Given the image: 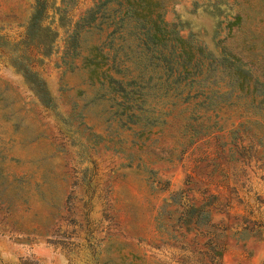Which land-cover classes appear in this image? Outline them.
Returning a JSON list of instances; mask_svg holds the SVG:
<instances>
[{
  "label": "rangeland",
  "instance_id": "374dc122",
  "mask_svg": "<svg viewBox=\"0 0 264 264\" xmlns=\"http://www.w3.org/2000/svg\"><path fill=\"white\" fill-rule=\"evenodd\" d=\"M97 1L47 0L55 39L31 61L47 105L9 43L35 0H0V264H264V106L243 116L225 108L223 127L183 151L175 122L149 139L134 126L119 130L121 145L107 141L115 104L92 98L96 86L66 52L71 24ZM162 1L182 36L214 53L237 49L264 80V0ZM105 34L88 31L83 48ZM177 202H204L227 227L220 259L205 236L178 227Z\"/></svg>",
  "mask_w": 264,
  "mask_h": 264
},
{
  "label": "trees",
  "instance_id": "16d2710c",
  "mask_svg": "<svg viewBox=\"0 0 264 264\" xmlns=\"http://www.w3.org/2000/svg\"><path fill=\"white\" fill-rule=\"evenodd\" d=\"M57 9L62 23L65 8ZM46 11L47 0H35L20 38L9 43L19 50L14 65L48 105L51 96L46 82L31 63L39 54L49 53L55 39L56 30L43 21ZM164 13L162 0H98L71 24L67 34L69 65L78 58V66L96 86L92 98L107 96L115 104L111 110L115 124L106 129V140L114 145H121L123 127L135 126L136 139H149L175 122L179 125L175 148L181 146L183 151L195 136L223 127L220 119L225 108L235 105L237 115L243 116L259 114L264 106V80L252 61H245L227 45L214 53L191 42ZM88 31L106 34L83 48ZM147 152L163 158L153 149ZM176 204L179 209L169 211L179 212L178 227L205 236L210 259H220L227 227L214 220L204 202Z\"/></svg>",
  "mask_w": 264,
  "mask_h": 264
}]
</instances>
